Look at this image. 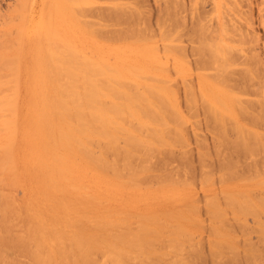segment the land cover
I'll return each instance as SVG.
<instances>
[{
	"label": "rangeland",
	"instance_id": "374dc122",
	"mask_svg": "<svg viewBox=\"0 0 264 264\" xmlns=\"http://www.w3.org/2000/svg\"><path fill=\"white\" fill-rule=\"evenodd\" d=\"M18 1L0 0V37H2L0 38V264H74V261H71L72 259H68L69 262L64 260L66 262L64 263L63 259L58 255L56 258H51L52 261L49 259L48 262L46 260L44 261L45 263H42L43 261H40L38 258H31L32 256L28 252L29 246L30 248L33 247L31 244L19 242L16 243L18 245L16 247L17 245L14 243L17 237L25 242L31 239L34 242L36 233L33 232V228L35 227V221L41 220L40 218L46 220H43L45 224L53 219V224L57 225L58 223L59 225L63 219L62 216L64 217L65 213H68L65 209L64 211L62 210L65 208V204L73 209H71L72 211L69 210L72 218L68 213L66 216L70 218L66 221L65 216L62 223H64L63 221L68 222L73 218L82 216L83 220L84 218L86 219V221L84 220L85 223L88 222L86 224H90L88 219L93 217L94 211L100 212L101 215L108 212L105 215L109 222L105 218V215H103L104 218L100 219L103 216L99 213L100 217H97L98 220L96 217L90 219V222L92 221L91 224L93 221H97L98 226L95 225L94 229H90V227L85 229L81 224L78 225L83 227L80 229L66 227L65 222V228L62 224L57 225L58 228H61L59 230L55 225L47 223L50 229L52 226L55 228H52L55 232H57L56 230L61 232L67 230V239L73 236L72 229H74L76 233H81L84 230L88 237L95 235L92 233L98 232L96 236L100 234L98 236L105 237L108 242L111 240L107 246L109 245L112 248L106 246V248L92 251V258L89 260V264H264V0H74L72 4L71 2L68 3V7L64 4L66 10H69V12L64 11L68 13L67 16L62 11V15H64L61 17L60 22L57 23V15L52 13V17L56 19L50 22L54 27L50 29H54L53 36L55 38L49 34L48 39H45L44 46L42 45L40 50L39 48H35L37 53L41 55L40 51L45 53L51 52L52 54H56H53L54 57L57 55L62 57L61 62L57 60L54 62V64H59V66L62 65L59 70L61 72L60 76H62L61 78L58 76V80L59 78L61 79L59 82L67 81L68 72L66 71L72 70L73 73L75 72L78 75L82 70H85L86 72L84 71V73L86 75L88 73L87 68L92 63L90 66L93 67L89 68L90 75L88 73V76L86 75L87 77L85 76L86 78L83 79L85 84L87 78L91 82H87L88 84L86 85L82 82V85L84 84L83 86L81 85L82 88L78 87V89L76 87L79 98L82 99L85 93H88V97L94 94V98L90 97L93 98L90 106H93L94 116H96L95 110L98 115H100V112H103L102 116L100 115L102 119L108 112L107 116L105 115V120L107 117L109 119V115L112 113L115 114L122 111L123 115L120 113V116H113H115V119L118 117L117 119L123 126L118 123L123 128L116 124L113 125V122H110L112 125L109 124L108 119V122L103 120L109 124L108 126L104 125V127H107L106 130L111 128L112 131L114 128L116 130L118 128V130L120 129L118 133L122 132L123 135H126L129 130L137 136L131 141L127 139L129 135L123 137L122 134H115L114 139L116 140L114 142L111 141L113 144L112 150L110 148L111 144H108L104 140L106 138H95V141L98 139L99 141L94 142L93 140L91 143L94 155H99L101 150L103 151L101 154L105 153V155L103 154L104 157L107 153L106 160L109 157L108 162L112 161V164L109 163V168L111 165L114 167V164L120 167L119 169L115 166V170L119 169L121 177H119V180L124 185L121 186L114 183L115 186L108 192H103L102 190L92 191L91 189L87 190V188L85 190L82 189V186H88L87 184L92 187L91 183H93L90 179L91 172L88 173L90 165H87V168L85 163L88 160H82V163H85V166L81 164L84 166L83 170L86 171L88 169V172L82 171L83 166L81 170L77 168L79 174L81 171L83 173L80 175L76 174L84 180H81V177H76L79 180L77 179L78 181H75L74 185L79 186L78 188L76 187L79 192L75 188L77 192L73 191L75 190L73 189L69 192L72 193L70 195L68 192V194L63 192L58 195L46 196L43 194H33V187L30 183L32 181L24 178L25 169L21 163L25 159L26 149L24 143L19 138L25 132L24 121L27 111H29L27 105L34 96L38 98L40 94L34 91L27 93L28 88L23 85L27 80V76L22 69L26 63L27 65H31L40 61L41 58L38 54L30 57L34 36L28 44L22 40L24 36H22L21 32L25 28V25H23L25 22L21 19V12L23 11L22 7H20L21 9L19 8V5H23L24 7V3L21 4V2H26L27 0H20L19 5L17 4L19 3ZM31 2L32 5L30 7L31 14L34 17L33 20L41 18L44 13L45 0H32ZM80 2H83V4ZM64 9L62 8V10ZM77 12L79 14H76ZM56 26L57 28H55ZM60 32L61 34H59ZM42 33L44 34V30ZM58 35H62V37ZM51 40L54 41V45L56 44L59 49L62 46V49L65 48V53L67 50L69 53L64 54L63 50V52L61 51L62 56L61 53L56 51L57 48L53 47L54 45ZM47 41L51 44L48 45ZM19 42L20 44H18ZM64 44L69 47H66ZM69 58L71 60H68ZM80 60H84L83 63L85 61L89 63H84L86 66L88 65V67H85L86 69L83 68L84 66L79 65L78 62H81ZM69 63H71L70 66H67ZM74 64L81 66L83 69L81 68V70L78 67V70H81L80 72L74 70L77 69V66ZM128 64H130L132 69ZM132 65L135 67L133 68ZM111 66L116 67H112L113 72L107 70L108 68L111 69ZM117 71L122 75H119L122 77L121 80L115 74ZM84 73L82 72L79 75L80 77L78 76L80 80L77 79V83L80 81L79 83L81 84ZM110 73H114L116 78L112 74L107 75ZM144 76H146V79L143 78ZM108 78L109 81L111 78H114L116 82L114 80L110 82L114 81V84L116 83L121 86L122 91L123 88L125 89L124 86L130 87V92L134 89L133 93L126 92L128 89L124 90L128 95L125 96L128 100L130 99L128 98L129 94H134L136 98H141V100L143 97L149 95L146 98H153L154 103L151 101L152 107L155 106L157 110L155 108L153 110L151 105L146 104V98L141 103L138 102L140 99L137 100V104L135 103V98L133 102L135 106H138L135 109L138 110L139 114H143V112L146 114V116L145 114H141L144 116L141 117L137 112L140 119L144 118L146 120L143 119L144 123L141 122V124L137 120L135 121L136 117H131L137 115L133 110L134 106L131 107L135 113L131 112V109L129 112L128 108L124 107L127 104V99L124 98L126 102L124 100L122 102L115 101L116 99L122 100L119 97V93L116 94L118 98L117 96L114 97L115 99L113 96L109 98L108 92L111 90L109 87L114 84H110L109 86ZM122 80L128 82V86L126 83L123 84ZM153 86L155 89L161 88L162 93H156L155 91H159V89L155 90ZM149 87L152 89L149 90ZM136 88L138 91L141 89L142 94L139 93L141 97H139L140 95L137 93ZM115 90L113 91V88L111 90L114 96V92L117 93L118 87ZM144 90L148 94H145ZM165 90L168 92H165ZM35 91H39V89ZM135 91H137V94L134 93ZM125 92L124 94L120 93L121 96L125 95ZM208 92H211L209 96L212 94L210 97H208ZM134 95L131 96L132 99L135 97ZM202 95L203 97H201ZM221 97L227 105L221 100ZM131 101L130 99L128 102ZM112 102L119 107L124 104L122 110L118 111V107L115 113L112 109L107 112L99 111L101 107L108 110ZM133 102H131L132 104H128L133 105ZM155 102L158 107L155 105ZM173 105L176 108L172 109ZM146 106L149 112L146 110ZM163 106H166V108ZM87 108L89 107H86V111H88ZM125 108L131 113L130 118L128 113L125 112L126 110L123 113V109ZM164 109L166 110L164 111ZM175 109L178 111H175ZM73 111L70 108L66 110V113ZM60 113L65 112L60 110ZM213 113L215 114L214 116ZM176 114L178 115L176 116ZM147 116L149 117L148 119L145 118ZM97 117H95V122L100 121ZM111 118L114 119L110 117V121H112ZM140 119L138 120L140 121ZM146 121L148 122V127H146ZM139 124L141 126L143 124V126L140 127ZM102 125L100 124L93 128L98 127L101 129L100 126ZM158 125L162 128L165 125L166 127L161 129ZM148 129L150 131H147ZM179 130L181 131L179 132ZM9 134H11V138L8 139ZM12 135L15 136L14 140L12 139ZM143 136L145 139L142 138ZM138 137L139 139L136 141ZM140 139L143 141L147 139L145 143H148L145 144L143 142L144 144H142ZM10 140L14 142L12 149ZM172 140L173 143H171ZM108 141L110 143V140ZM155 142H158V145H155ZM99 144L102 145L101 149L98 148V150ZM106 144L109 146L108 148L106 147L108 150L105 149ZM127 145H131V148ZM126 146L129 148L127 149ZM135 147L138 148L136 149ZM10 150L13 152L11 154L17 158L16 169L12 161H7V155ZM64 155L66 158H71L67 151H64ZM94 159L97 160V157H94ZM73 160L79 161L77 153ZM108 167L107 169L110 171L112 168L109 169ZM114 168L110 172L107 170L108 174H110V176L108 175L109 180H113L112 182L118 179L111 177L114 174H111ZM138 172L140 173L138 174ZM137 174L141 176L139 177ZM80 182L85 183L83 185ZM80 186L85 193L80 192ZM95 191L97 192L90 193ZM233 192H236V194H233ZM80 193L83 194L79 195ZM94 194L99 195L98 197L101 199H95L97 196ZM93 198L94 201L99 200L98 205H94ZM238 198L239 200H237ZM60 199L66 203L52 206V203ZM91 200L93 202H90ZM101 202H104V204ZM92 205L97 209H94ZM112 207L113 209H111ZM99 209H102L103 212ZM212 209L214 210L212 211ZM74 210L76 211V215L72 214ZM168 212H170V215ZM49 213H52L53 216L59 213V216H56V219L55 217H51L52 215ZM152 215L153 217H151ZM182 215L185 216L186 220ZM47 216L48 218H46ZM178 216L180 220H178ZM181 216L182 218H180ZM30 217H33V219ZM101 220V223L104 225L100 223ZM103 220L105 221L103 222ZM176 222L178 225H176ZM147 224L151 227L143 231V228L148 227ZM181 228L186 229L183 230ZM123 233L125 237H123ZM133 235H136L137 239H134ZM170 235L172 237L176 236L173 239ZM182 235L185 237L184 239H182ZM130 236L131 239L128 238ZM112 239H115V241H112ZM127 239L131 241L129 242ZM134 241L141 244L140 246L144 250L142 251L139 244ZM96 243L99 242L96 241ZM20 244L22 246L25 245L22 248ZM66 245L69 247L68 240ZM144 245L145 248H143ZM122 247L125 249L122 250ZM126 249L130 250L127 251ZM114 250L116 251L114 252ZM101 251H103V255ZM123 251L125 254L121 253ZM47 252H49L48 248L43 247L41 249V253ZM93 252H96V256ZM92 259L93 261H91Z\"/></svg>",
	"mask_w": 264,
	"mask_h": 264
},
{
	"label": "bare ground",
	"instance_id": "6f19581e",
	"mask_svg": "<svg viewBox=\"0 0 264 264\" xmlns=\"http://www.w3.org/2000/svg\"><path fill=\"white\" fill-rule=\"evenodd\" d=\"M22 1V0H21ZM32 0H27L26 2H21V4L22 3H24V7H23V5L22 6H20L19 4H20V0L18 1L19 3H17L18 5H19V8L20 7H22V11L23 12H21L22 13V15H21V13H20V15H21V17L19 16V18H21V19H23V22H25L23 25H25V28H24V30H23V32H21L22 33V36H24V38L22 39L23 40V42H26L27 44L29 43V42H31L32 41V37L34 36V40H33V42H32V48H31V54H30V57H32V56H34V55H36V54H38L39 56H40V61H38V62H36V63H32L31 65H27V63H26V65H25V67L22 69L23 70V72L25 73V75L27 76V80L25 81V83L23 84V85H25L27 88H28V92L27 93H31L32 91H34V92H36V93H40L39 95H38V98H35V96L32 98V100L28 103V105H27V108L29 109V111H27V114H26V119H25V121H24V127H25V132H24V134H23V136L22 137H20L19 139H20V141H22L23 143H24V145H25V149H26V153H25V159H24V161H21V163H22V166L24 167V169H25V172H24V178L26 179V180H31L32 182H30L31 184H32V187H33V194H43V195H58L59 193H63V192H71L73 189H75L76 187H77V185H74V182L76 181H78L79 179L78 178H80V177H78V175L77 174H79L78 173V171H77V168L78 169H80L81 170V167L84 165L85 166V163H86V166L88 165H90L89 167H90V171L88 172L87 170L88 169H86V171L88 172V173H90V175H91V177H90V179H91V181L93 182V183H91V185H92V187L89 185V184H87L88 186H86V185H84V183L85 182H80L81 184H83L84 186H82V189H84L85 190V188H87V190L88 189H91L92 191H94V190H102L103 192H108V191H110V190H112V188H113V186H115V184L114 183H117V184H119V185H124L123 183H122V181L121 180H119V177H120V174H119V169H120V167L116 164H114V167L115 166H117L118 168V170H115L116 169V167L114 168L113 167V165H111V167L110 168H114V170L112 171V173L111 174H113V175H111V177H113L114 179H115V177L116 178H118V179H116V181L115 182H112L113 180H109V177H108V175L110 176V174H108V172H110L108 169H107V167L108 166H110V164L109 163H111L112 161H109L108 162V159H109V157H108V159L106 160V156H107V153H106V156L104 157L103 156V154L105 155V153H102L101 154V152H103L102 150H101V152L99 153L97 150H96V152H98L99 153V155H94V152L92 153V151H93V149H92V146H91V143H92V141L95 139V138H99V139H104V138H106V139H104V140H106V142H108V144H111L110 145V148L112 147V143H111V141L112 142H114L116 139H114L115 138V134H122V136L123 137H126L127 135H129V136H127L128 138V140H131V141H133V138H135L137 135L136 134H134V132H131V131H127V133L126 132H124V133H126V135H123V133L122 132H119L118 133V131L120 130H118V128H117V130H116V128H114L113 129V131H112V129L111 128H109L108 130H106V128L107 127H104V125L105 126H108L109 124H111L110 122H113L112 124L114 125V124H116V125H119V126H121L122 124L120 123V121L118 120H116L115 119V116H120L119 114L121 113L122 114V111L120 112L119 110H122V108H123V106H124V104H122L123 106H117V105H114L113 104V102H112V105H109L110 106V108L108 109V110H105V108L104 107H101V108H99V109H101V110H99V111H105V112H107V111H109L110 109H112L113 110V112L115 113V112H117V109H118V107H119V109H118V111L119 112H117V113H115V114H113L112 112V116L111 115H109V119H110V117H113L114 119H115V121H114V119H112V121H110L109 119H108V117L106 118V120L104 119L106 116H107V113L103 116L104 118L102 119L101 118V114L103 113V112H100L99 114L101 115H98V114H96V110H95V115L96 116H94V109H93V106H90L91 105V103H92V100H93V96H94V94H91V93H89V94H91V96L90 97H93V98H90V97H88L89 95H88V93L86 94H84V96L82 97V99H80L79 98V94H78V92H76V89L79 87H81L82 88V86L85 84V82H83V79H85L88 75H90V72H89V70L91 69L90 67H93V66H90L91 64H89L88 62H84L85 64L86 63H88L89 64V68H87V70H88V73H86V75H85V73H84V71L85 70H82L83 68L84 69H86L85 67H88V65L86 66L84 63H83V61L84 60H87V59H84V58H82V59H84V60H80L81 62H82V64H84V65H82V64H80L81 62H78L79 63V65H81V66H84L83 68L81 67V66H77V65H75V66H77L76 68L77 69H74V67L73 66H71L74 70H77V71H81V73L83 72L84 74H83V77L84 78H82V80H81V84L78 82H76L77 81V79L78 80H80V74L81 73H78V75L77 74H75V72L73 73V71L71 70V71H66V72H68V75H67V78H66V82H59L61 79V77L62 76H60L61 75V72L59 71L60 70V68H61V66H59V64L57 65V64H54V62L57 60L58 62H61V60H62V57H59L58 55L57 56H55L54 57V55H56V54H52L51 52L50 53H45V52H43V51H40L41 52V55H40V53H37V50L36 49H38L39 48V50L41 49V47H42V45L44 46V43H45V39H48V36H50L49 34H51V37H53V38H55L54 36H53V26H52V24L50 23L52 20H54V19H56V18H53L52 17V13H55L56 15H57V23L58 22H60L61 21V17H63V15H62V11L64 12H69V10L67 11L66 10V7L64 6V4H66V6L68 7V3H70L71 2V4H72V2H74V0H45V5H44V7H43V11H44V13H43V15H42V17L41 18H39V19H36V20H33V15L31 14V5H32V2H31ZM81 1V0H80ZM77 2V1H76ZM79 2V1H78ZM80 3H82L83 4V2H80ZM79 3V4H80ZM91 3V2H90ZM71 4H70V6H71ZM77 4V3H76ZM86 4V3H85ZM81 6V5H80ZM62 8L64 9V10H62ZM74 8V7H73ZM21 9V8H20ZM70 9V8H69ZM80 9V8H79ZM16 10V9H15ZM75 10H76V8H75ZM74 10V11H75ZM70 11L72 12V10L70 9ZM73 11V12H74ZM77 11H78V8H77ZM17 12V11H16ZM64 12V13H65ZM19 14V13H18ZM66 15L68 14V13H65ZM74 14V13H73ZM76 14H79V12H77ZM3 15V14H2ZM65 15V16H66ZM71 15V14H70ZM68 16V15H67ZM72 17V16H71ZM75 17V16H74ZM66 18V17H65ZM87 18V17H86ZM85 19V18H84ZM25 20V21H24ZM76 21H77V19H75ZM99 20V19H98ZM83 24H84V22H83ZM90 24V23H89ZM94 24V23H93ZM60 26V25H59ZM133 26V25H132ZM51 27H53L52 29L53 30H51L50 28ZM203 27V26H202ZM55 28H57V26L55 27ZM93 28V27H92ZM43 30H44V34L42 33L43 32ZM80 30V29H79ZM200 30V29H199ZM20 31H21V29H20ZM94 32V31H93ZM92 32V33H93ZM201 32V31H200ZM7 33V32H6ZM115 33V32H114ZM120 33V32H119ZM198 33H199V31H198ZM13 34H16V33H13ZM57 34V33H56ZM59 34H61V32L59 33ZM4 35H6V34H4ZM21 35V34H20ZM63 35V34H62ZM62 35L60 36V35H58V36H60V37H62ZM3 36V35H2ZM57 36V37H58ZM56 37V38H57ZM0 38H2V37H0ZM5 39V38H4ZM3 39V40H4ZM58 39H60L59 37H58ZM202 39V38H201ZM1 40V39H0ZM10 40V39H9ZM14 40V39H13ZM56 40V39H55ZM119 40V39H118ZM7 41H8V39L6 40V43H7ZM52 41V40H51ZM22 42V43H23ZM48 42V41H47ZM3 43V42H2ZM6 43L4 44V48H5V45H6ZM10 43V42H9ZM8 43V44H9ZM58 43V42H57ZM18 44H20V42L18 43ZM31 44V43H30ZM48 45L49 44H51L50 42H48L47 43ZM52 44L54 45V41H52ZM3 45V44H2ZM65 45V44H64ZM203 45V44H202ZM0 46H1V42H0ZM66 46V45H65ZM201 46V45H200ZM55 49H56V51L58 52V53H61V51L63 52V50L65 49H62V46L60 47V49H62V50H60L59 49V47H57L56 46V44L53 46ZM66 47H69L68 45L66 46ZM36 48V49H35ZM198 48V47H197ZM203 48V47H202ZM2 49V48H1ZM49 49V48H48ZM68 49V48H67ZM202 50V49H201ZM67 52H68V50H67ZM65 53V50H64V54H68V53ZM71 52V51H70ZM200 52V51H199ZM75 53V55H77L76 54V52H74ZM61 55H62V53H61ZM73 55V54H72ZM63 56V55H62ZM66 56H68V55H66ZM78 56V55H77ZM80 57V56H79ZM79 57H77V58H79ZM83 57V56H82ZM15 60V59H14ZM68 60H71V58H69ZM77 60V59H76ZM8 61V60H7ZM16 61V60H15ZM17 62V61H16ZM57 62V63H58ZM70 62V61H69ZM92 62V61H91ZM8 63V62H7ZM77 63V64H78ZM94 63V62H93ZM70 64L71 63H69V65H67V66H70ZM66 65V64H65ZM73 65V64H72ZM109 65V64H108ZM129 65V67H130V64H128ZM155 65V64H154ZM159 65V64H158ZM22 66V65H21ZM161 66V65H160ZM65 67V66H64ZM71 67H69V68H71ZM78 67H80V69L81 70H78ZM109 67V66H108ZM112 67L113 66H111V69H107V70H111L110 72H113L114 70H112ZM121 67V66H120ZM132 67H133V65H132ZM135 67V66H134ZM133 67V68H134ZM164 67V66H163ZM1 68V67H0ZM63 68V67H62ZM113 68H116V67H113ZM119 68V67H118ZM131 68V67H130ZM137 69H138V67H136ZM64 69V68H63ZM63 69H61L62 71H63ZM132 69V68H131ZM67 70H68V67H67ZM70 70V69H69ZM120 70V69H119ZM136 70V69H135ZM134 70V71H135ZM140 70H142V69H140ZM140 70H139V72H140ZM109 71H107V72H109ZM133 71V70H132ZM138 71V70H137ZM149 71H153V70H149ZM156 71V70H155ZM159 71V70H158ZM16 72H17V69H16ZM72 73L73 74V77H72V74H70V73ZM86 72V71H85ZM126 72H127V70H126ZM129 72V71H128ZM115 73V72H114ZM112 74V73H110V74H107V75H113V77H115L116 75L117 76H122L121 75V73L119 72V71H117L115 74ZM130 73V72H129ZM132 73V72H131ZM141 73H143V72H141ZM16 74V73H15ZM75 74V75H74ZM137 74V73H136ZM140 74V73H139ZM144 74H146V73H144ZM71 75V76H70ZM134 75H135V73H134ZM58 76L60 77L59 78V80H58ZM77 76V78H75V77ZM79 76V77H78ZM82 76V75H81ZM86 76V77H85ZM119 76V77H120ZM112 77V76H111ZM146 76H144L143 78H145ZM148 77H150V76H148ZM116 78V77H115ZM121 78L122 77H120V80H121ZM140 78H142V77H140ZM146 79V78H145ZM144 79V80H145ZM89 80V81H88ZM111 80H114L115 81V79L114 78H111L110 79V81ZM125 81H126V79H124ZM124 80H122L121 82H123V84L124 83H126V85L128 84V82H125ZM143 80V79H142ZM109 81V78H108V85L110 86V84L112 85V84H114L113 82H110ZM163 81H165V80H163ZM82 82L84 83L83 85H82ZM87 82H91L90 81V79L89 78H87ZM86 82V84H88ZM116 82V81H115ZM167 83H168V81H166ZM165 82V83H166ZM76 83H77V85H76ZM132 83V82H131ZM133 83H134V81H133ZM136 83V82H135ZM18 84V83H17ZM85 84V85H86ZM122 84V86H124ZM78 85H80V86H78ZM82 85V86H81ZM114 85H115V88H114ZM113 86H111L112 88H113V91H116L115 89L118 87V90H117V93L116 92H114L115 93V96H114V94L113 93H111V90H112V88L111 87H109L111 90H109V92L111 93V95H110V93L108 92V96H109V98H110V96L112 97L113 96V98L114 97H116L117 96V98H118V95H116V94H118L119 93V97L122 99V100H120V99H116L115 101H123L124 100V98L125 99H127L125 96H128L127 94H126V92H129V93H131L129 90L131 89L130 87L129 88H127L126 86H124L125 87V89L123 88V91H122V88H121V86H119L118 84H114ZM130 85V84H129ZM154 85V84H153ZM117 86V87H116ZM128 86V85H127ZM131 86V85H130ZM139 86H140V84H139ZM141 86H143V85H141ZM151 87H152V85H150ZM77 87V88H76ZM133 87V86H132ZM136 87H137V85H136ZM145 87V86H144ZM156 87H158V86H156ZM161 87V86H160ZM78 88V89H79ZM138 88V87H137ZM136 88V89H137ZM153 88L155 89V87L153 86ZM207 88V87H206ZM37 89H39V91H35V90H37ZM77 89V90H78ZM121 89V90H120ZM128 89V91H124V90H127ZM142 89H143V87H142ZM152 89V88H151ZM150 89V87H149V90H151ZM158 89H159V87H158ZM157 88L155 89V90H158ZM161 89V88H160ZM159 89V91H155L156 93H159V92H161L162 93V91ZM162 89L164 90V87L162 86ZM167 90H168V88H166ZM189 89H191V88H189ZM2 90V89H1ZM141 90V89H140ZM139 90V91H140ZM192 90V89H191ZM121 91H122V93L124 94V92H125V95H122L121 96ZM137 91H138V89H137ZM137 91H135L134 93H136ZM137 92L138 94L139 93H141L142 94V92L140 91V92ZM145 91V90H144ZM169 91V90H168ZM168 91H166L165 90V92H168ZM188 91H190V90H188ZM193 91V90H192ZM208 91V90H207ZM209 91H211V90H209ZM146 92V91H145ZM164 92V91H163ZM170 92V91H169ZM174 92V91H173ZM54 93V94H53ZM121 93V94H120ZM133 93V92H132ZM136 93V94H137ZM171 93V92H170ZM193 93V92H192ZM191 93V95H193ZM196 93V92H195ZM200 93V92H199ZM202 93V92H201ZM209 93H211V92H208V97H210L212 94H210V96H209ZM218 93V92H217ZM145 94H148L147 92L145 93ZM168 94V93H167ZM166 94V95H167ZM172 94V93H171ZM189 94V93H188ZM88 95V96H87ZM130 96L128 97V98H130L132 101L131 102H133L134 101V99L136 98V95H134V94H129ZM132 95H134L133 97V99H132ZM140 95V94H139ZM160 95V94H159ZM166 95H164V96H166ZM169 95V94H168ZM175 95V94H174ZM173 95V96H174ZM195 95V94H194ZM215 95V94H214ZM124 96V97H123ZM163 96V97H164ZM173 96H171V97H173ZM217 96H218V94H217ZM220 96V95H219ZM137 97H138V95H137ZM139 97H141V95L139 96ZM146 97H149V95L148 96H145V97H143V99L141 100V98H136V100H135V103L137 102V100H139L138 102H140L141 103V101H143ZM155 97V96H154ZM201 97H203V95L201 96ZM215 97V96H214ZM223 97V96H222ZM222 97H221V100L222 101H224L223 99H222ZM160 98V97H159ZM161 98H162V96H161ZM176 98V97H175ZM191 98H192V96H191ZM207 98V97H206ZM224 98V97H223ZM115 99V98H114ZM129 99V100H130ZM147 100L145 101L146 102V104H148V105H151V107L153 106L152 105V102L151 101H153L151 98H146ZM157 99V98H156ZM202 99V98H201ZM218 99V98H217ZM128 99L125 101L126 103V106H124V107H126V108H128V111L130 112V109H131V112L134 110L135 112H136V114H137V112H138V110H136L137 109V107L138 106H135V103L133 104V105H130V104H128V103H131V102H128L129 101ZM148 100H150V101H148ZM155 100V99H154ZM188 100H189V98H188ZM195 100V99H194ZM229 100V99H228ZM160 101H162V100H160ZM196 101V100H195ZM206 101V100H205ZM218 101V100H217ZM137 102V103H138ZM148 102V103H147ZM157 102V101H156ZM156 102H155V105L157 106V104H156ZM169 102V101H168ZM190 102V101H189ZM219 102V101H218ZM225 102V101H224ZM229 102V101H228ZM136 103V104H137ZM149 103H151V104H149ZM153 103H154V101H153ZM226 103V102H225ZM224 103V104H225ZM110 104H111V102H110ZM132 104V103H131ZM159 104V103H158ZM130 105V106H129ZM175 105H176V103H175ZM175 105H173V107H171L172 109L173 108H176V106ZM225 105H227V103L225 104ZM224 105V106H225ZM117 106V107H116ZM134 108H132V107ZM160 106V105H159ZM171 106H172V104H171ZM175 106V107H174ZM86 107H89V108H87L88 109V111H86ZM130 107V108H129ZM150 107V106H149ZM158 107V106H157ZM164 107V106H163ZM73 109L74 111L73 112H71V113H66V110L67 109ZM121 108V109H120ZM123 109V113H124V111L125 112H127L128 113V115H129V118H130V116H131V113H129L128 111H127V109ZM136 108V109H135ZM146 108H147V106H146ZM154 108L156 109V107L154 106V107H152V109L154 110ZM164 108H166V106L164 107ZM116 109V110H115ZM133 109V110H132ZM158 109H160V108H158ZM162 109V108H161ZM227 109H229V108H227ZM60 110H63L65 113H60ZM146 110H148V108L146 109ZM151 110V109H150ZM157 110V109H156ZM166 109H164V111H165ZM93 111V112H92ZM133 111V112H134ZM141 111V110H140ZM145 111V110H144ZM175 111H178V110H176L175 109ZM215 111V110H214ZM134 112V113H135ZM148 112H149V110H148ZM159 112V111H158ZM174 112V111H173ZM216 112V111H215ZM110 113V112H109ZM126 113V114H127ZM151 113V112H150ZM160 113V112H159ZM177 113V112H176ZM179 113V112H178ZM133 114V113H132ZM136 114H133V115H136ZM138 114H139V112H138ZM138 114L136 115V116H131V117H133V118H135L136 117V119H135V121L137 120V122H139L140 124H141V122L142 123H144V120H146V119H144V118H142V119H140L139 117L140 116H138ZM142 114V113H141ZM141 114H139V115H141ZM143 114H145L144 112H143ZM142 114V115H143ZM113 115H115V116H113ZM123 115V114H122ZM141 115V117H144V116H142ZM148 116H149V114H147ZM157 115V114H156ZM174 115H175V113H174ZM178 114H176V116H177ZM180 115V114H179ZM215 114L213 113V116H214ZM98 116V117H97ZM125 116V115H124ZM137 116H138V119H140V121L137 119ZM145 116H146V114H145ZM145 117V118H149V117ZM154 116V115H153ZM158 116V115H157ZM95 117H97V118H99L100 119V121L99 122H95L94 120L96 119ZM156 117V116H155ZM172 117V116H171ZM179 117V116H178ZM181 117V116H180ZM227 117H230V116H227ZM159 118V117H158ZM231 118V117H230ZM107 119H108V121H107ZM144 119V120H143ZM154 119V118H153ZM103 120H105V121H107L109 124H107V122H105V121H103ZM123 120V119H122ZM143 120V121H142ZM150 120H152V119H150ZM156 120H158V119H156ZM162 120V119H161ZM172 120V119H171ZM102 121V122H101ZM160 121V120H159ZM165 121V120H164ZM185 121V120H184ZM101 122V123H100ZM114 122H116V123H114ZM121 124H119V123ZM136 122V123H137ZM154 122V121H153ZM156 122V121H155ZM158 122V121H157ZM237 122V121H236ZM96 123H97V125H96ZM107 125H106V124ZM118 123V124H117ZM123 123V122H122ZM135 123V122H134ZM162 123V122H161ZM173 123V122H172ZM93 124H95L94 126H99L100 124H103L102 126H100L101 127V129L100 128H98V127H96V128H98L97 130H96V128H93L94 126H93ZM99 124V125H98ZM111 124V125H112ZM139 124V125H140ZM145 124L147 125L146 127H148V122L146 121L145 122ZM158 124V123H157ZM168 124V123H167ZM176 124V123H175ZM180 124V123H179ZM238 124V123H237ZM110 125V126H111ZM125 125V124H124ZM132 125H133V123H132ZM149 125H150V122H149ZM154 125H155V123H154ZM177 125V124H176ZM123 126V125H122ZM121 126V127H122ZM128 126H130V125H128ZM142 126H143V124H142ZM141 125H140V127H142ZM157 126V125H156ZM160 125H158V127H159ZM164 126V125H163ZM178 126V125H177ZM235 126H236V124H235ZM238 126H239V124H238ZM104 127V128H103ZM115 127V126H114ZM150 127V126H149ZM161 127V126H160ZM164 127H166V125L164 126ZM163 127V128H164ZM178 127H180V126H178ZM241 127V126H240ZM103 128V129H102ZM123 128V127H122ZM128 128V127H127ZM162 127H161V129H163ZM132 130V129H131ZM136 130H137V128H136ZM155 130V129H154ZM160 130V129H159ZM237 130V129H236ZM141 131H143V130H141ZM147 131H150L149 129L147 130ZM153 131V130H152ZM181 130H179V132H180ZM136 132V131H135ZM140 132V131H139ZM163 132H164V130H163ZM137 133V132H136ZM151 133V132H150ZM155 133V132H154ZM183 133V132H182ZM144 134V133H143ZM152 134V133H151ZM163 134V133H162ZM165 134H166V132H165ZM165 134H163V135H165ZM179 134V133H178ZM184 134V133H183ZM140 135H141V133H140ZM147 135V134H146ZM145 135V136H146ZM155 135V134H154ZM149 136H150V134H149ZM100 137H103V138H100ZM117 137H118V135H117ZM152 137V136H151ZM179 137V136H178ZM9 138H11V134H9L8 135V139ZM14 138H15V136L14 135H12V139L14 140ZM143 139H145L144 138V136L142 137ZM157 138V137H156ZM164 138V137H163ZM99 139L98 140H96V141H99ZM137 139H139V137L138 138H136V141H138ZM148 139V138H147ZM147 139L145 140V141H147ZM13 140L11 141V149H12V147H14V142H13ZM108 140H110V143H109V141ZM123 140V139H122ZM126 140V139H125ZM141 140V139H140ZM139 140V141H140ZM150 140V139H149ZM222 140V139H221ZM95 140H94V142H96ZM119 141V140H118ZM117 141V142H118ZM145 141H143V140H141V142H142V144H144L145 143ZM154 141H156V140H154ZM159 141H161V140H159ZM167 141H169V140H167ZM105 142V141H104ZM104 142H102V143H104ZM134 142H135V140H134ZM144 142V143H143ZM219 142H220V140H219ZM232 142V141H231ZM127 143H129V142H127ZM131 143V142H130ZM138 143V142H137ZM148 143V142H147ZM147 143H145V144H147ZM156 144L155 145H158L157 143L158 142H155ZM164 143V142H163ZM171 143H173V140H172V142ZM176 143H177V141H176ZM236 143V142H235ZM242 143V142H241ZM245 143V142H244ZM94 144H96V143H94ZM105 144V143H104ZM103 144V145H104ZM135 145H136V143H134ZM251 144V143H250ZM93 145V144H92ZM97 145V144H96ZM95 145V146H96ZM100 145V147H97V149L99 148V149H101V145L102 144H99ZM118 145V144H117ZM116 145V146H117ZM122 145H125V144H122ZM132 145H133V142H132ZM134 145V146H135ZM150 145V144H149ZM170 145V144H169ZM221 145V144H220ZM94 146V145H93ZM127 146H129V145H127ZM127 146H126V148H127ZM168 146V145H167ZM166 146V147H167ZM171 146V145H170ZM236 146V145H235ZM255 146V145H254ZM103 147V146H102ZM109 147V146H107V144L105 145V149H107V148ZM115 147V146H114ZM130 148H131V145L129 146ZM128 147V148H129ZM162 147V146H161ZM160 147V148H161ZM165 147V146H164ZM173 147V146H172ZM10 148V147H9ZM94 148V147H93ZM104 148V147H103ZM119 148H121V147H119ZM118 148V150L120 151V149ZM125 148V149H126ZM127 148V149H128ZM132 148H133V146H132ZM136 148V147H135ZM138 148V147H137ZM136 148V149H137ZM146 148H147V146H146ZM98 149V150H99ZM104 149V150H105ZM113 148H111V150H112ZM115 149H116V147H115ZM158 149V148H157ZM244 149V148H243ZM8 150V149H7ZM94 150H95V148H94ZM108 150V149H107ZM117 150V149H116ZM132 150V149H131ZM159 150V149H158ZM9 151V150H8ZM64 151H67L68 153H69V155L71 156V158H66L65 157V155H64ZM126 151V150H125ZM129 151H130V149H129ZM128 151V152H129ZM149 151V150H148ZM137 152V151H136ZM146 152V151H145ZM11 153H13V152H11V150H10V152H9V154L7 155V161H12V164L15 166V169L17 168V163H16V161H17V158H15L14 157V155L13 154H11ZM76 153H77V155L79 156V161H74L73 159L76 157ZM116 153V152H115ZM138 153V152H137ZM142 153V152H141ZM149 153V152H148ZM160 153V152H159ZM249 153H251V152H249ZM134 154H135V152H134ZM140 154V153H139ZM11 155V156H10ZM138 155V154H137ZM143 155V154H142ZM171 155V154H170ZM205 155V154H204ZM124 156V155H123ZM128 156H130V155H128ZM94 157L96 158L97 157V160L96 159H94ZM116 157V156H115ZM118 157V156H117ZM140 157V156H139ZM143 157V156H142ZM202 157V156H201ZM114 159V158H113ZM82 160H88V161H84L85 163L83 164L82 163ZM114 160H116V159H114ZM114 163H115V161H113ZM148 162V161H147ZM125 163H126V161H125ZM128 163V162H127ZM141 163V162H140ZM81 164H83V165H81ZM112 164V163H111ZM119 164V163H118ZM80 165V166H79ZM84 166L82 167V171L83 172H86V171H84L83 169H84ZM88 166H87V168H88ZM128 166V165H127ZM80 167V168H79ZM126 167V166H125ZM129 167V166H128ZM206 167V166H205ZM227 167V166H226ZM86 168V167H85ZM109 168V167H108ZM109 168V169H110ZM124 168V167H123ZM222 168V167H221ZM255 168V167H254ZM145 169V168H144ZM223 169V168H222ZM19 170V169H18ZM80 170H79V172H80ZM107 170H108V172H107ZM150 170V169H149ZM77 171V172H76ZM81 171V173L80 174H82L83 172ZM123 171V170H122ZM130 171H131V168H130ZM208 171V170H207ZM86 172V173H87ZM143 172V171H142ZM77 173V174H76ZM140 172H138V174H139ZM79 174V175H80ZM137 174V175H138ZM208 174V173H207ZM222 174V173H221ZM224 174V173H223ZM230 174V173H229ZM89 175V174H88ZM143 175H144V173H143ZM133 176V175H132ZM139 176V175H138ZM141 176V175H140ZM139 176V177H140ZM76 177H78V178H76ZM225 177V176H224ZM121 178V177H120ZM132 178V177H131ZM130 178V179H131ZM78 179V180H77ZM81 180H83V178L81 177L80 178ZM87 179V178H86ZM134 179V178H133ZM80 180V181H81ZM84 181V180H83ZM90 181V180H89ZM79 183V182H78ZM139 183V182H138ZM79 185V184H78ZM81 186H80V188L79 189H81ZM120 186V188H122ZM134 186H136V185H134ZM79 187V186H78ZM77 187V188H78ZM90 187V188H89ZM76 188V189H77ZM76 189L75 190H73V191H76ZM82 189H81V191L80 192H83L82 191ZM127 189V188H126ZM129 189V188H128ZM114 190V189H113ZM77 191L79 192V190L77 189ZM76 191V192H77ZM97 191H95V192H90V193H96ZM225 192V191H224ZM228 192V191H227ZM231 192V191H230ZM229 192V193H230ZM247 192V191H246ZM248 192H249V190H248ZM247 192V193H248ZM67 193V194H68ZM74 193V192H73ZM83 193H85V192H83ZM83 193H80L79 195H81V194H83ZM88 193V192H87ZM239 193V195H241L240 194V192H238ZM245 193V192H244ZM247 193H245V194H247ZM250 193H251V191H250ZM70 194H72V193H69V195ZM233 194H236V192L234 193L233 192ZM95 195V194H94ZM225 195V194H224ZM230 195V194H229ZM90 196V195H89ZM92 196V195H91ZM95 196H97V198H95V199H98L99 197V195H95ZM243 196V195H242ZM48 197V196H47ZM54 198H56L55 196H53ZM93 197V196H92ZM91 197V198H92ZM235 197H237V196H235ZM244 198V197H243ZM51 199H52V197H51ZM85 199H87V198H85ZM99 199H101V198H99ZM233 200H234V198H232ZM93 201H94V198L92 199ZM90 201V202H93V201ZM237 200H239V198L237 199ZM49 201H53V200H49ZM55 201V200H54ZM68 201V200H67ZM87 201H88V199H87ZM99 201V200H98ZM98 201H94V205L96 206V204L98 205ZM97 202V203H96ZM105 202V201H104ZM104 202L102 203V204H104ZM107 202V201H106ZM110 202V201H109ZM166 202V201H165ZM164 202V203H165ZM212 202V201H211ZM210 202V203H211ZM243 202V201H242ZM245 202V201H244ZM264 202V201H263ZM66 202L65 201H61V199L60 200H56V202H54V203H52L53 205L52 206H56L55 204H65ZM86 203V202H85ZM214 203H216V202H214ZM249 203V202H248ZM254 203V202H253ZM50 204V203H49ZM93 204V203H92ZM230 204V203H229ZM255 204V203H254ZM218 205V204H217ZM242 205V204H241ZM248 205V204H247ZM260 205V204H259ZM50 206V205H49ZM64 206V205H63ZM63 206H62V208H63ZM88 206H89V202H88ZM93 206V205H92ZM232 206V205H231ZM264 206V205H263ZM262 206V207H263ZM94 207V206H93ZM117 207V206H116ZM250 207V206H249ZM255 207V206H254ZM61 208V209H62ZM96 207H94V209H95ZM99 208V207H98ZM120 208V207H119ZM212 208V207H211ZM220 208V207H219ZM242 208V207H241ZM251 208V207H250ZM64 209L66 210V212H68L69 214H70V217H71V212H69V210H71L72 208H70L69 206H67V204H65V208H63L62 210L64 211ZM97 209V208H96ZM104 209V208H103ZM108 209V208H107ZM111 209H113V207L111 208ZM178 209V208H177ZM217 209V208H216ZM234 209V208H233ZM264 209V208H263ZM73 210V209H72ZM71 210V211H72ZM99 210H102V209H99ZM120 210V209H119ZM123 210V209H122ZM214 209H212V211H213ZM219 210V209H218ZM235 210V209H234ZM244 210V209H243ZM75 211V210H74ZM73 211V212H74ZM82 211V210H81ZM80 211V212H81ZM90 211H91V209H90ZM89 211V212H90ZM105 211L107 212V210L105 209ZM105 211H104V213H105ZM114 211V210H113ZM124 211H125V209H124ZM161 211V210H160ZM160 211H159V213H160ZM233 211V210H232ZM241 211V210H240ZM248 211V210H247ZM72 212V214H75L76 213V211L73 213ZM101 212H103V210L101 211ZM112 212V211H111ZM118 212V211H117ZM120 212H122V211H120ZM127 212V211H126ZM215 212H216V210H215ZM235 212V211H234ZM28 213V212H27ZM37 213V212H36ZM52 213H54V212H52ZM52 213H49L50 215H52ZM65 213V212H64ZM63 213V214H64ZM68 213H65L66 215L68 214ZM85 213V212H84ZM101 215V213L100 212H98V211H94V214H92L93 215V217H100L99 216V214ZM108 213V212H107ZM107 213H105V214H107ZM114 213H115V211H114ZM152 213H154V214H157V213H155V212H152ZM166 213V212H165ZM170 212H168V214H169ZM175 213H177L176 211H175ZM183 213V212H182ZM191 213V212H190ZM217 213V212H216ZM41 214V213H40ZM48 214V215H49ZM59 214V213H58ZM56 215L57 217L59 216V215ZM64 214V215H65ZM79 214V213H78ZM77 214V215H78ZM81 214V213H80ZM90 214V213H89ZM88 214V215H89ZM103 214V213H102ZM105 214H103V215H105ZM151 214V213H150ZM189 214V213H188ZM54 215H55V213H54ZM65 215V216H66ZM76 215V214H75ZM103 215H101V216H103ZM109 215H110V213H109ZM109 215H108V217H109ZM158 215V214H157ZM170 215V214H169ZM186 215V214H185ZM191 215V214H190ZM219 215V214H218ZM43 216V215H42ZM56 216H51V217H55L56 219H57V217ZM62 216V215H61ZM64 216V217H65ZM73 216V215H72ZM84 216V215H83ZM90 216V215H89ZM155 216V215H154ZM160 216V215H159ZM158 216V217H159ZM172 216H173V214H172ZM175 216V215H174ZM176 216H177V214H176ZM179 216H180V214H179ZM179 216H178V220H180L179 219ZM183 216V215H182ZM182 216L180 217V218H182ZM43 217H45V216H43ZM63 216H62V218L63 219H65ZM69 217V216H68ZM69 217V218H70ZM75 217V216H74ZM82 216H80V217H77V218H73V219H71V220H69L68 222H66L67 221V219H69V218H67V216H66V221H63L64 223H65V225H67L66 227H72V228H77V229H80L82 226H78L79 224H81V225H83V227H85V229H87L88 227H90V229H92L95 225H97L98 226V224L96 223L97 221H93V223L91 224V222H90V219H94L93 217L92 218H90V219H88L89 220V223L90 224H86V223H88V222H86L85 223V221H86V219L84 218V220L81 218ZM86 217V216H85ZM110 217H112V216H110ZM151 217H153V215L151 216ZM164 217H165V214H164ZM184 218H185V216H183ZM189 217V216H188ZM0 218H1V216H0ZM3 218V217H2ZM30 218H32L33 219V217H30ZM46 218H48V216L46 217ZM72 218V217H71ZM102 218H104V216L103 217H101L100 219H102ZM105 218H106V215H105ZM115 218V217H114ZM118 218H120V217H118ZM193 218V217H192ZM35 219V218H34ZM41 220H36L35 222V227L33 228V232H35L36 233V236H35V241L33 242L32 241V239L29 241H27V242H25V241H23L22 239H20V238H16V240H14V243L16 244V243H19V242H21V243H28V244H31L33 247H31L30 248V246H29V250H28V252L31 254V258H38L40 261H43L42 263H45L44 261H46L47 260V262L49 261V259L51 260V258L53 259V257H55L56 258V256L58 255V256H60V258L61 259H63V262L64 263H66L64 260H67V262H69L68 261V259L70 260V259H72L71 261H74V264L75 263H79L80 262V264L81 263H85V264H89V260L92 258V251L93 250H100L101 248H106V246H107V244H109L110 243V241L108 242V240H106V238L105 237H103L102 236V234H101V236L102 237H99L100 236V234H98L97 236H96V234L98 233H92V234H95V235H92V236H89L88 237V235H86V233L84 232V230H83V232H79V233H76V231H74V229H72L73 231H72V233H73V236L70 238V239H67V237H66V231L67 230H65V232H61V231H58V230H56L57 232H55L52 228H54L53 226L55 225V224H53V219L52 220H50V222L48 223V222H46V224L44 223V221L43 220H45L44 218H40ZM55 219V220H56ZM61 219V218H60ZM62 219V220H63ZM107 219V218H106ZM105 219V220H106ZM110 219V218H109ZM113 219V218H112ZM121 219V218H120ZM156 219V218H155ZM167 219V218H166ZM188 219V218H187ZM54 220V221H55ZM62 220H61V222L59 223V225H63L64 226V223H62ZM87 220V221H88ZM96 220V219H95ZM97 220H98V218H97ZM105 220H103V222L105 221ZM152 220H153V218H152ZM175 220H177L176 218H175ZM185 220H186V218H185ZM189 220V219H188ZM193 220V219H192ZM46 221V220H45ZM48 221H49V219H48ZM58 221H59V219H58ZM107 221H108V219H107ZM110 221H113V220H110ZM114 221H116V220H114ZM118 221V220H117ZM148 221H150V220H148ZM2 222V221H1ZM34 222V221H33ZM99 222V221H98ZM102 222V220L100 221V223ZM109 222V221H108ZM154 222V221H153ZM157 222V221H156ZM170 222V221H169ZM173 222V221H172ZM178 222V221H177ZM177 222H176V225H178L177 224ZM182 222V221H181ZM200 222V221H199ZM49 225H51V224H53V226H52V228L50 229V227L48 226V224ZM55 223V222H54ZM111 223V222H110ZM113 223V222H112ZM184 223H187V222H184ZM190 223V222H189ZM188 223V224H189ZM101 224H103V223H101ZM158 224V223H157ZM169 224V223H168ZM171 225H172V223H170ZM57 225H58V223H57ZM57 225H55V227L56 228H58V226ZM91 225V226H90ZM104 225V224H103ZM105 225H106V223H105ZM113 225V224H112ZM144 225H145V223H144ZM148 225V224H147ZM159 225V227H161L160 226V224H158ZM182 225H184V224H182ZM197 225V224H196ZM99 226H100V224H99ZM107 226V225H106ZM146 226V225H145ZM166 226V225H165ZM165 226H162V227H165ZM179 226H181V225H179ZM188 226V225H187ZM47 227V228H46ZM61 227V226H60ZM82 227V228H83ZM102 227V226H101ZM112 227V226H111ZM141 227V226H140ZM143 227V226H142ZM149 227H151V226H149L148 225V227H145V228H143V231H144V229H148ZM167 227H168V225H167ZM190 227V226H189ZM198 227V226H197ZM46 228V229H45ZM64 228H65V226H64ZM99 228V227H98ZM55 229V228H54ZM59 230H61V228H58ZM67 229V228H66ZM69 229V228H68ZM94 229V228H93ZM107 229V228H106ZM181 229H186V228H181ZM193 229V228H192ZM64 230H62V231H64ZM76 230V229H75ZM140 230V229H139ZM177 230H180V229H177ZM183 230H181V231H183ZM81 231V230H80ZM94 231V230H93ZM92 231V232H93ZM97 231V230H96ZM117 231V230H116ZM158 231V230H157ZM68 232V231H67ZM159 232V231H158ZM170 232V231H169ZM185 232V231H184ZM188 232V231H187ZM99 233H101V232H99ZM113 233V232H112ZM118 233V232H117ZM125 233V232H124ZM123 233V234H124ZM131 233V232H130ZM155 233V232H154ZM161 233V232H160ZM171 233V232H170ZM186 233V232H185ZM105 234H107V233H105ZM115 234V233H114ZM118 234H120V233H118ZM121 234H122V232H121ZM113 235V234H112ZM169 235V234H168ZM178 235V234H177ZM111 236V235H110ZM131 236H132V233H131ZM131 236L130 237H128V238H130L131 239ZM134 237V239L136 238V235H133ZM171 236V235H170ZM176 236V235H175ZM174 236V237H175ZM186 236V235H185ZM187 236H188V233H187ZM186 236V237H187ZM107 237V236H106ZM123 237H125V234H124V236ZM145 237V236H144ZM166 237V236H165ZM172 237V236H171ZM174 237H172L173 239H174ZM182 237H183V235H182ZM108 238H110L109 236H108ZM114 238H115V236H114ZM117 238V237H116ZM121 239H122V237H120ZM139 238V237H138ZM147 238V237H146ZM146 238H144V239H146ZM159 238V237H158ZM169 238V237H168ZM167 238V239H168ZM177 238V237H176ZM185 237H183L182 239H184ZM14 239V238H13ZM65 239H67L68 240V243H69V247L66 245V243H67V240H65ZM137 239V238H136ZM156 239V238H155ZM166 239V240H167ZM99 240V241H98ZM124 240V239H123ZM126 240V239H125ZM159 240V239H158ZM171 240V239H170ZM180 240V239H179ZM96 241L97 242H99V243H96ZM112 241H115V239H112ZM116 241H118V240H116ZM127 241H131V240H128L127 239ZM145 241V240H144ZM180 241H182V240H180ZM108 242V243H107ZM125 242V241H124ZM135 242V241H134ZM137 242V241H136ZM135 242V243H136ZM112 243V242H111ZM114 243V242H113ZM118 243V242H117ZM127 243V242H126ZM126 243H125V245H126ZM134 243V244H135ZM147 243H148V240H147ZM146 243V244H147ZM176 243V242H175ZM181 243V242H180ZM24 244V245H25ZM34 244V245H33ZM116 244V243H115ZM137 244H139L138 242H137ZM137 244H135V245H137ZM17 245V244H16ZM23 245V246H24ZM87 245V246H86ZM116 245H118V244H116ZM122 245V244H121ZM128 245H130V244H128ZM141 244H139V246H140ZM143 245V244H142ZM174 245V244H173ZM13 246V245H12ZM20 246L23 248V246H22V244H20ZM35 246V247H34ZM109 246V245H108ZM107 246V247H108ZM178 246V245H177ZM16 247H18V245L16 246ZM43 247H46V248H48V251L49 252H47V253H41V249ZM110 247V246H109ZM118 247H119V245H118ZM124 247V246H123ZM122 247V248H123ZM141 247V250H142V246H140ZM11 248V247H10ZM13 248H15V247H13ZM110 248H112V247H110ZM109 248V249H110ZM126 248H127V246H126ZM143 248H145V245H144V247ZM16 249V248H15ZM26 249V248H25ZM125 248H123L122 250H124ZM19 250V249H18ZM23 251H24V249H22ZM106 250V249H105ZM116 250H117V248H116ZM116 250H114V252L116 251ZM127 251H129L128 249H126ZM144 250V249H143ZM142 250V251H143ZM147 250V249H146ZM52 251V252H51ZM107 251H108V249H107ZM106 251V252H107ZM102 253V255H103V251H101ZM106 252H105V254H106ZM112 252V251H111ZM28 253V254H29ZM94 254L96 253V252H93ZM100 253V252H99ZM110 253V252H109ZM121 253H123V254H125L124 253V251L123 252H121ZM127 253V252H126ZM141 254H142V252H140ZM108 255V254H107ZM114 255V254H113ZM116 255V254H115ZM95 256H96V254H95ZM94 256V258H96ZM117 256V255H116ZM109 257V256H108ZM111 257V256H110ZM113 257V256H112ZM59 258V257H58ZM106 258V257H105ZM113 258H115V257H113ZM122 258V257H121ZM120 258V259H121ZM123 259V258H122ZM55 260V259H54ZM59 260V259H58ZM118 260V259H117ZM52 261V260H51ZM91 261H93V259L91 260ZM95 261H96V259H95ZM121 261V260H120ZM123 261V260H122ZM125 261V260H124ZM87 262V263H86ZM97 262V261H96ZM51 263V262H50ZM77 263V264H78ZM95 263V262H94ZM71 264V263H70ZM93 264V263H92ZM96 264V263H95ZM117 264H119V263H117Z\"/></svg>",
	"mask_w": 264,
	"mask_h": 264
}]
</instances>
